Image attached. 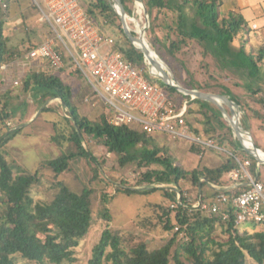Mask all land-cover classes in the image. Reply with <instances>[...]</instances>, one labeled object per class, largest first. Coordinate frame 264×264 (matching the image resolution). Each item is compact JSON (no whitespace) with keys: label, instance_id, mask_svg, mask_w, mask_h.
<instances>
[{"label":"trees","instance_id":"1","mask_svg":"<svg viewBox=\"0 0 264 264\" xmlns=\"http://www.w3.org/2000/svg\"><path fill=\"white\" fill-rule=\"evenodd\" d=\"M1 1L6 2L7 7H3ZM121 1L127 14L132 16L134 0ZM142 1L149 17L146 32L152 41L155 40L149 33L157 41L161 39L156 32L161 14L167 16V11H170L175 16L169 27L178 36L177 39L169 42L161 39L162 46L155 48L156 53L173 69L179 66L177 63L180 60H176L182 48L199 49L201 60L197 69L217 81L213 85L204 84L187 69L188 75L182 83L185 88L227 95L239 105V110L251 107L252 103L248 101L250 97H256L264 104V97L260 94L264 90V70L261 66L264 62V44L251 51L246 49V41L237 49L234 46L236 38L249 29L242 13L224 11L223 0ZM9 2L0 0V68L31 50L29 46L24 48L21 44L19 48L10 44L6 20L13 7ZM32 6L38 10L34 3ZM86 9L102 33L111 35L108 23L111 24L110 30L118 35L115 49L121 51L127 61L146 66L144 53L125 35L120 15L110 0H91ZM132 32L136 35V32ZM123 39L128 46L123 45ZM216 70H220V77L214 73ZM173 71L176 77L181 76L179 68ZM145 75L166 89L172 99H188L191 104L188 106L187 122L191 130L197 135L216 140L221 146L231 147L242 160L249 159L250 171L254 176L259 173L258 178L264 182V164L258 166L256 158L243 150L232 126L226 122L217 105L202 98L193 99L161 79L146 74V71ZM224 76L232 77L233 85L225 82ZM241 79L244 82H240ZM23 84L25 90L33 89L40 96L41 105L53 98L62 99L70 118H64L68 126L55 125L56 134L52 139L57 140L58 144L69 142L74 150L42 161L37 171L30 172L17 164H10L3 149L21 128L8 127L3 131L0 137V202L4 207L0 212V264H22L19 258L36 264H64L75 260L74 248L87 234L92 221L91 189L86 187L82 193H77L59 181L55 196L48 202L36 201L32 190L42 181L40 169L50 168L59 175L69 168L70 159L76 155L87 160L93 178H98L101 166L109 163L110 155L118 157L120 166L136 163L140 168L136 176L137 187L122 184L116 188L117 192L151 195L163 191L165 202H150L149 205L159 212L157 219L145 218L140 227L159 226L172 233L164 244L150 249L145 240H138L136 234L107 227L94 246L88 264H171L172 259L177 264H186L181 252L189 256L190 264H248V257L257 264H264V225L256 224L254 226L261 229L250 232L240 229L233 218L223 220L220 214L192 207L199 195L203 200H211L219 193L209 186V182L218 185L228 183L226 173L238 166L233 157H224L216 166L200 165L187 170L181 164H175L170 148L161 143L159 135L148 134L135 124L115 125L111 122L112 113L107 108L95 119L82 113L74 102L71 86L59 74L49 70H30L24 75ZM6 96L8 99L9 95ZM192 103L196 106H192ZM9 105L8 100L4 102L0 97V123L3 126L15 115ZM252 108L257 118H264L260 110L253 105ZM197 114H201L203 119ZM191 116L196 122L205 123L204 128L197 126ZM242 124L245 129L248 128L247 123ZM85 140L88 147L83 145ZM99 150L103 152L99 156L102 159L96 156ZM190 150L203 153L212 149L190 144ZM202 177L205 180L202 181ZM173 186L175 189L179 187L178 191L182 194L180 201L177 200L178 191ZM103 215L110 218L107 210ZM176 226H179V230L172 232ZM218 228L226 235L225 239L216 236ZM181 233L184 235L180 236Z\"/></svg>","mask_w":264,"mask_h":264},{"label":"rangeland","instance_id":"2","mask_svg":"<svg viewBox=\"0 0 264 264\" xmlns=\"http://www.w3.org/2000/svg\"><path fill=\"white\" fill-rule=\"evenodd\" d=\"M89 1L91 0H82L81 3L87 8ZM110 1L111 3H114L112 0ZM9 3H11L10 5L13 7L6 20V33L10 36V44L12 46L18 45L19 48L22 44L24 48L29 46L31 49L38 46L46 38L48 27L40 21L39 11L32 6V0H10ZM136 13L135 18L132 16L127 17L128 26L131 31L133 30L136 32V36H139L140 33L144 34L145 39L155 52V48L162 46L161 39L166 42L177 39L178 36L175 35L169 27L172 25L171 19L175 18L170 11H167V16L161 14L157 21L158 27L156 32L161 37L160 41H157L154 36L149 33L151 38L155 41L150 40V37L146 32L149 26V17L144 13V10L139 8ZM108 24L109 33L114 38H118V35L116 34L117 32L114 30L111 31V24ZM167 34H169V37H167ZM261 34V31H255L251 28L245 29L243 34H240L238 38H236L234 46L237 49L246 41L245 46L248 51H251L252 48L258 49L257 47L260 45L259 43L263 40L260 37ZM23 40H25V42L21 43ZM123 43L125 47L128 46L127 41L124 40ZM21 57L17 58L16 61L18 60L17 62H20L19 59H21ZM158 57L172 73L173 78L181 85L188 75L187 69L194 72L196 78L204 84L213 85L217 83L214 77L210 75L206 76L200 71V69H197L201 60L199 49L182 48L180 52H178L176 61L180 60V62L177 63L179 66L173 67V69L179 68L181 71V76L179 77H176L175 72L169 65L170 63L164 60L159 54ZM66 60H68L67 56ZM261 66L264 70V62L261 63ZM11 69L9 68L6 70L0 68V97L3 98L4 102L7 100L10 102L9 107L14 110L15 115L9 119L7 125L3 126L2 123H0V137L2 136L3 131L7 130L8 127L13 129L21 128L19 133L3 146V149L5 150L6 158L10 164H17L27 171L35 172L39 169L42 161L57 158L61 154L67 153L71 150L73 151L74 149L73 145L69 144V142L58 144L57 140L53 141L54 139H52L56 134V124H58L59 127L65 125L68 126V123L64 120L65 117L70 118L67 106L64 105L60 97L53 98L46 104L41 105L39 101L40 96L37 95L33 89H24L23 77L28 71L49 70L50 72L59 74L64 78L65 83L70 84L73 87L74 102L79 106L81 112L86 115L89 114L88 116L92 119H95L98 114L106 111V106L101 98L93 91L92 87L87 83V80L71 69V67H67L60 71L52 68L48 63H42L40 60L35 59V62H33L31 66H26L24 68L20 63L17 68ZM145 69L146 74L150 75L151 68L147 58ZM219 72L220 70L214 71L218 77H220ZM150 76L155 79H160L153 74ZM226 77L227 76H224V81L233 85L232 77ZM240 82L244 81L241 79ZM6 94L9 95L8 99ZM260 94L264 97V90H262ZM248 101L252 103L248 110H239V105H235L239 124L243 128V134H246V137L248 134L251 135L255 145L260 146L261 149H263L262 151H264V118H257L252 111L253 105L256 109L261 111V114L264 117V104L259 102L256 97H250ZM222 104L223 106L225 104L228 107V110H226L229 114V106L225 102H222ZM192 106H196V104L192 103ZM197 115L200 119H203L201 114ZM223 117L226 122L231 125L229 117L224 114ZM191 120L196 122L195 118L192 116ZM242 122L247 123L248 128L245 129ZM196 125L203 129L205 123L196 122ZM159 136L161 143L170 148L175 164H181L187 170H192L195 166L197 167L202 164L219 165L224 157H230V155L226 153H217L218 151L213 150L215 151V154L207 152L203 155L202 159L196 157V162L193 164L194 156L189 152L190 144H188V141L180 140L178 142L174 140L175 143H173L174 141H172L173 139L171 137L165 136V134ZM83 145L88 147L86 140L83 142ZM227 148L230 149L231 147ZM96 154L95 155L99 157L103 152L99 150ZM199 154L201 155V153ZM106 156L108 157L109 154H106ZM239 157L241 158V156ZM109 158V163L103 167L101 166L98 178H93V172L91 171L87 160L79 155L71 158L69 168L61 172L59 175H56L50 168L40 169L42 181L32 190V195L36 201L48 202L52 200L57 192L56 185L59 181L77 193H82L86 187L90 188L92 191V221L90 228L84 238L80 240L79 245L74 248L75 260L71 263L65 262L64 264H88L94 246L99 242L103 231L107 227L120 230L123 233L136 234L138 240H145L150 249L158 248L160 245L164 244L169 237H171L172 233L164 231L163 228L159 226L153 228L140 227L142 226V220L145 218L151 217L154 220L157 219L159 212L154 206L149 205L150 202H165L163 201V191H157L151 195L117 192L116 188L122 184L136 186V181L138 179L136 176L139 174L140 168L136 163L120 166L116 155H110ZM181 185L185 186V184L182 183ZM172 188L175 189L174 186ZM175 190L178 191L179 187L177 186ZM104 197H106V199ZM3 208L4 207L0 202V212ZM106 210L109 212V219L103 215ZM248 225H250V229H248L250 232L261 229L260 226L255 227L253 224ZM174 231H177V229L175 228L172 232ZM183 235V233L180 234V236ZM216 236L222 239L226 238V235L222 233L221 228H218ZM181 254L182 260L186 264H190L189 256L184 252H181ZM19 261L22 264H36L23 258H19ZM171 264H177V262L172 259ZM248 264L257 263L254 259L248 257Z\"/></svg>","mask_w":264,"mask_h":264},{"label":"built area","instance_id":"3","mask_svg":"<svg viewBox=\"0 0 264 264\" xmlns=\"http://www.w3.org/2000/svg\"><path fill=\"white\" fill-rule=\"evenodd\" d=\"M32 2L39 11L40 21L47 25L48 34L43 42L23 55L20 62L3 64L2 69L17 68L20 63L25 68L35 59L44 60L56 70L71 67L101 98L112 113L111 122L115 125L135 124L151 135L165 134L175 140H186L201 148L230 155L238 166L226 173L228 183L209 182V186L219 193L211 200H203L199 195L192 207L220 214L223 220L233 218L242 230L250 229L248 224L264 225V182L250 171L249 159L242 160L233 150L191 130L187 122L188 99H172L166 89L146 77V66L127 61L122 52L115 49L116 38L100 31L80 0ZM134 2L132 17H136L139 8L148 16L144 2ZM1 3L7 7L6 2ZM128 16L131 15L127 14L126 20ZM247 137L251 140V147H255L251 135ZM261 164L257 161L258 166ZM201 180H205L204 177ZM181 199L182 194L178 191L177 200ZM175 228L179 230V226Z\"/></svg>","mask_w":264,"mask_h":264},{"label":"water","instance_id":"4","mask_svg":"<svg viewBox=\"0 0 264 264\" xmlns=\"http://www.w3.org/2000/svg\"><path fill=\"white\" fill-rule=\"evenodd\" d=\"M114 3H112V6L115 8V10L117 11V13L120 15L121 21H122V27L124 30L125 35L127 36V38L133 43V45L136 46V40L138 42H142L145 44V37L144 34H141L139 36H136L133 34V32L130 30L129 26H128V22L126 20V10L124 8V5L122 3L121 0H112ZM145 12L147 13V9L145 8ZM137 49H139L140 51H142L146 57V54L148 53L147 51H149V49L146 47V49L142 50L140 47L136 46ZM149 65L151 68V74H153L154 76H156L157 78H160L164 83L171 85L173 87H175L178 91H180L181 93H184L186 95H190L193 99L194 98H202L205 100H209L215 104L218 105V107L220 108V110L222 111V113L226 116L229 117L230 120V124L234 130L235 135L237 136V138L239 139L242 148L244 151L248 152L249 154L253 155L256 160L259 163H263L264 164V156L259 155V151L260 149L258 147H249L246 145L245 143V137L243 134V128L240 126L239 124V120L236 119L237 116V111L235 108L236 103L227 95H223V94H218V93H212V92H204L201 90H196V89H188L185 88L183 85H181L178 81H176L173 76L172 73L169 71V69L166 67L164 68L162 63L159 60H155L153 58H150L149 60ZM153 69H158V70H163V74H157V73H153ZM216 98H218L219 100H221V102H218L216 100ZM222 102H225L230 109V112L228 114L226 108L223 106ZM259 177V173L256 176V178L258 179Z\"/></svg>","mask_w":264,"mask_h":264},{"label":"crops","instance_id":"5","mask_svg":"<svg viewBox=\"0 0 264 264\" xmlns=\"http://www.w3.org/2000/svg\"><path fill=\"white\" fill-rule=\"evenodd\" d=\"M222 8L224 11H227V12L235 11V12L242 13L247 24H248V27L251 26L249 28H251L252 30H255V31H261L262 32L260 37L263 40L259 44H264V0H223ZM255 25H256V27H255ZM41 61L44 62V60H41ZM63 80H64V78H63ZM68 85H70V84H68ZM71 88L73 91L72 86H71ZM160 135H162V134H160ZM165 136H167V135H165ZM174 140L175 139H173L172 141H174ZM175 141L179 142L180 140H175ZM175 141L173 143H175ZM188 144H191V143L188 142ZM188 144H186V145H188ZM189 152L191 153V155L194 156L193 164L196 162V157H200V159H202L203 155H205V153H207V152H209V153L211 152V153L215 154V151H213V150H206V152L204 150V152L201 153V155L199 153L193 152L191 150ZM217 153H219V152H217ZM202 165L216 166V165H211V164H202Z\"/></svg>","mask_w":264,"mask_h":264},{"label":"bare ground","instance_id":"6","mask_svg":"<svg viewBox=\"0 0 264 264\" xmlns=\"http://www.w3.org/2000/svg\"><path fill=\"white\" fill-rule=\"evenodd\" d=\"M142 12V11H141ZM144 41H145V44L144 43H142V42H138L137 40H136V45L138 46V47H140L142 50L144 49H146V47L149 49V51H147L148 53L146 54V57H147V60H148V62H149V60H150V58H153V59H155V60H159L161 63H162V65H163V67L164 68H166V65L159 59V57H158V54L152 49V47L150 46V44L148 43V41L146 40V39H144ZM153 73H157V74H163V70L161 69V70H158V69H153ZM216 100L218 101V102H221V100H219L218 98H216ZM236 119L238 120V114H237V116H236ZM246 135V134H245ZM245 137V136H244ZM245 143H246V145L247 146H249V147H251L252 146V144H251V140L248 138V137H245ZM259 155H261V156H264V151H262V150H260L259 151Z\"/></svg>","mask_w":264,"mask_h":264}]
</instances>
